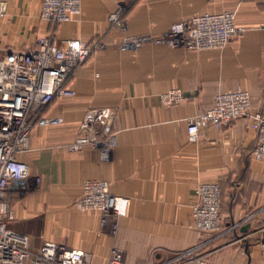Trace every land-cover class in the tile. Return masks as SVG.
<instances>
[{
    "label": "crops",
    "instance_id": "crops-1",
    "mask_svg": "<svg viewBox=\"0 0 264 264\" xmlns=\"http://www.w3.org/2000/svg\"><path fill=\"white\" fill-rule=\"evenodd\" d=\"M5 1L0 51L28 49L32 36L50 33L59 41L99 43L67 83L74 94L56 96L44 111L61 121L33 128L20 159L41 181L15 194L8 225L29 234L33 249L54 241L90 253L93 264H107L114 247L125 251V264H174L202 239L194 226L196 187L217 181L226 233L202 252L218 264H264V162L252 156L251 115L222 128L203 127L198 141L188 134L189 118L222 90H249L251 111L264 112V0H83L80 14L59 24L40 18L42 0ZM225 9L244 29L222 49L121 45L127 37H158L194 14ZM172 88L186 97L169 105L162 94ZM102 109L110 111L115 136L110 160L91 145L70 147L86 114ZM88 179L106 181L113 194L130 200L115 232L111 221L102 225L100 211L76 205Z\"/></svg>",
    "mask_w": 264,
    "mask_h": 264
},
{
    "label": "built area",
    "instance_id": "built-area-1",
    "mask_svg": "<svg viewBox=\"0 0 264 264\" xmlns=\"http://www.w3.org/2000/svg\"><path fill=\"white\" fill-rule=\"evenodd\" d=\"M83 0H42L40 15L59 24L80 14ZM7 2L0 0V18L7 12ZM120 12L113 13L112 22L119 20ZM231 9L197 13L189 19L174 23L158 37H127L123 47L140 46L146 41L183 46L192 50L222 49L239 35L244 27L237 25ZM98 42L80 39H62L50 33L37 38L28 49L0 51V264H93L92 255L54 241H45L38 249L31 247L29 234L11 228L14 218L13 198L40 183L33 176L27 162L20 155L28 150L30 136L37 124L58 123L61 118L44 115L56 96H72L68 86L73 73L92 55ZM185 93L172 88L162 94L166 104L181 102ZM252 109L249 90L238 87L219 91L209 108L189 118L188 134L198 141L203 127L222 128L235 119L250 114L252 129L256 132V145L252 156L264 161V112ZM108 109L89 111L80 124L81 135L71 143L75 150L91 145L98 148L103 160H110L115 136L110 126ZM193 204L194 226L202 239L179 260L183 264H218L202 249L226 233L221 214L222 189L220 182H201L196 187ZM130 200L113 194L106 181L88 179L83 194L76 201L81 209H94L102 213V225L109 221L113 231L119 217L127 214ZM125 251L114 247L107 264H125Z\"/></svg>",
    "mask_w": 264,
    "mask_h": 264
},
{
    "label": "rangeland",
    "instance_id": "rangeland-1",
    "mask_svg": "<svg viewBox=\"0 0 264 264\" xmlns=\"http://www.w3.org/2000/svg\"><path fill=\"white\" fill-rule=\"evenodd\" d=\"M135 1H136V0H129V1H128V4H133V3H135ZM40 18L43 19V18L41 17V15H40ZM44 20H45V19H44ZM38 36H39V35H38ZM7 37H8V36H3L4 39H6ZM39 37H40V36H39ZM37 38H38L37 35H36V36H32V39H30L29 43H33V44H31V45H35L36 42H37ZM22 47H23V46H22ZM260 162H264V161H260ZM203 250H204V249H203ZM210 259L213 260L211 257H210ZM184 262H186V260H183V259H182V260H179V261H178V264H183Z\"/></svg>",
    "mask_w": 264,
    "mask_h": 264
},
{
    "label": "water",
    "instance_id": "water-1",
    "mask_svg": "<svg viewBox=\"0 0 264 264\" xmlns=\"http://www.w3.org/2000/svg\"><path fill=\"white\" fill-rule=\"evenodd\" d=\"M249 227H250V223H247L245 226L242 227V230L247 231ZM262 242L264 243V233H263Z\"/></svg>",
    "mask_w": 264,
    "mask_h": 264
},
{
    "label": "bare ground",
    "instance_id": "bare-ground-1",
    "mask_svg": "<svg viewBox=\"0 0 264 264\" xmlns=\"http://www.w3.org/2000/svg\"><path fill=\"white\" fill-rule=\"evenodd\" d=\"M120 222V221H119ZM118 223V222H117ZM109 226V225H108ZM117 246V245H116Z\"/></svg>",
    "mask_w": 264,
    "mask_h": 264
},
{
    "label": "trees",
    "instance_id": "trees-1",
    "mask_svg": "<svg viewBox=\"0 0 264 264\" xmlns=\"http://www.w3.org/2000/svg\"><path fill=\"white\" fill-rule=\"evenodd\" d=\"M136 1H137V0H136ZM136 1H135V2H136Z\"/></svg>",
    "mask_w": 264,
    "mask_h": 264
}]
</instances>
